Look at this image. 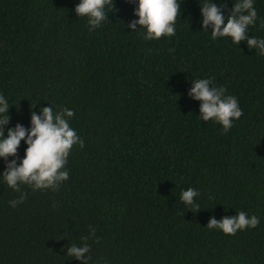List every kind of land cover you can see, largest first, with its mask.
I'll use <instances>...</instances> for the list:
<instances>
[{"label":"trees","instance_id":"16d2710c","mask_svg":"<svg viewBox=\"0 0 264 264\" xmlns=\"http://www.w3.org/2000/svg\"><path fill=\"white\" fill-rule=\"evenodd\" d=\"M77 2L0 0L8 126L27 128L30 111L50 102L73 110L69 125L84 141L57 190L0 183V264H82L66 256L73 243L89 245V264H264V57L243 41L212 40L198 0H181L176 34L157 40L124 26L135 18L128 0H111L109 21L92 32ZM254 7L248 34L264 37V0ZM195 78L237 97L242 116L228 133L198 119ZM188 187L200 209L179 200ZM238 211L258 225L234 235L206 228ZM90 227L95 236L82 240Z\"/></svg>","mask_w":264,"mask_h":264},{"label":"clouds","instance_id":"9594fccd","mask_svg":"<svg viewBox=\"0 0 264 264\" xmlns=\"http://www.w3.org/2000/svg\"><path fill=\"white\" fill-rule=\"evenodd\" d=\"M128 2L134 5L135 18L124 26L131 29V32L142 29L144 40H157L162 36L172 37L176 34L175 22L181 13V0H128ZM254 2L255 0L235 2L232 0V7L228 9L226 2L198 0L202 31L209 33L212 40L228 38L234 45L243 41L248 49H255L258 56L264 57V37L248 34V28L255 25L259 19ZM106 7H113L111 0H78L73 11L79 19L86 18L88 31L92 32L108 20ZM259 26L264 27V20ZM191 84L188 96L201 102L198 119L205 122L212 120L221 126L223 133H228L234 122L242 116L243 110L237 97L227 94L225 87L217 86L211 78L191 79ZM36 105L37 103L32 108H36ZM10 106L9 99L0 93V159L4 162V169L0 172V183L18 192L21 185H27L32 191L57 190L61 183L69 178L66 164L72 147L84 146L83 139L68 122L74 115L73 110L60 108L54 111L53 105L49 102V106L39 107L38 112L30 111V124L27 128L20 123L9 127ZM22 140L26 148L21 157L18 155V147ZM199 195L198 189L182 188L179 200L188 209L197 210L200 209V205L194 198ZM24 198L25 194L21 192L18 198L9 200L8 204L14 208L22 203ZM258 223L259 218L256 215L249 216L244 211H238L236 215L225 216L221 220L210 218L206 228L234 235L246 227L255 228ZM93 236L95 229L90 227L89 236L82 237V240ZM66 256L81 261L82 264H89L91 259L89 245L70 244ZM102 264H107V261H103Z\"/></svg>","mask_w":264,"mask_h":264}]
</instances>
